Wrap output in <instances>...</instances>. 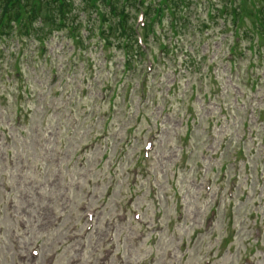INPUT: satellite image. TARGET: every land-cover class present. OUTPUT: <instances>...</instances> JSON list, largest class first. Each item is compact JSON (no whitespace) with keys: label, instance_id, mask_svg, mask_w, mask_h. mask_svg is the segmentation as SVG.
<instances>
[{"label":"rangeland","instance_id":"1","mask_svg":"<svg viewBox=\"0 0 264 264\" xmlns=\"http://www.w3.org/2000/svg\"><path fill=\"white\" fill-rule=\"evenodd\" d=\"M200 3L169 58L149 37L150 69L125 66L96 34L80 49L60 36L44 50L10 43L14 55L0 57V264H264V42L223 18L200 30L213 18Z\"/></svg>","mask_w":264,"mask_h":264},{"label":"trees","instance_id":"2","mask_svg":"<svg viewBox=\"0 0 264 264\" xmlns=\"http://www.w3.org/2000/svg\"><path fill=\"white\" fill-rule=\"evenodd\" d=\"M198 0H0V57L13 54L11 42L19 37L20 43L42 44L54 36L74 41L85 48L87 40L96 34V41L115 43L125 57V66L137 67L145 56V50L138 43L136 23L140 12L144 19V37L151 36L160 46L162 56L167 58L173 48L178 50L181 27L194 22ZM207 16L199 22V29L210 27L209 20L223 18L222 25L231 23L233 34L239 36L238 26L243 27V36H252L255 29L264 42V0H201ZM200 3V4H202ZM211 7H215L212 12ZM199 17V16H198ZM196 17V18H198ZM161 25L164 40L155 37L156 25ZM165 23V25H164ZM241 23H251L243 26ZM164 26V27H163ZM162 35L159 37L162 39ZM17 36V37H16ZM159 38V39H160ZM71 43V42H70ZM36 47V46H35ZM42 49V48H41ZM11 54V55H12ZM184 62L192 64V57L186 54ZM188 64L185 65V69Z\"/></svg>","mask_w":264,"mask_h":264}]
</instances>
